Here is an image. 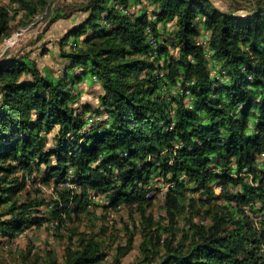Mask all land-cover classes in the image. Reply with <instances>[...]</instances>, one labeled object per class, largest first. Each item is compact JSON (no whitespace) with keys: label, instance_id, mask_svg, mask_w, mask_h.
Masks as SVG:
<instances>
[{"label":"trees","instance_id":"obj_1","mask_svg":"<svg viewBox=\"0 0 264 264\" xmlns=\"http://www.w3.org/2000/svg\"><path fill=\"white\" fill-rule=\"evenodd\" d=\"M53 1L0 2V42L38 17L47 29L70 16ZM76 9L87 15L59 39L58 73L28 54L0 58V235L63 225L91 197L145 214L161 191L181 234L162 250L151 236L139 264H264V0L243 14L213 0ZM88 76L99 106L76 108ZM29 177L53 182L48 215L44 197L23 194ZM96 236L81 233L61 263L48 251L41 264H121L130 244L108 261Z\"/></svg>","mask_w":264,"mask_h":264},{"label":"rangeland","instance_id":"obj_2","mask_svg":"<svg viewBox=\"0 0 264 264\" xmlns=\"http://www.w3.org/2000/svg\"><path fill=\"white\" fill-rule=\"evenodd\" d=\"M86 1L54 0L50 9L61 6L70 16L57 20L47 29H45L46 22L40 21L41 17L26 26L16 27L17 29L10 37L22 28L23 33L15 39L11 40L8 36L0 42V58L5 52L8 55L28 54L37 61L39 68L47 67L58 73V69L62 66V60L56 53L59 39L69 28L86 17L87 12L76 9ZM0 2L6 3L7 0H0ZM213 2L222 10H235L237 14H243L251 8L255 0H213ZM152 8L148 5L146 9L151 12ZM131 10L137 11V8H131ZM16 23V20L13 21V24ZM43 50L48 52L42 53ZM86 81L87 83H79L80 93L74 106L79 108L81 104L86 103L92 109H96L99 106L98 96L102 92L101 86L97 81L93 82L90 76ZM100 116L103 117V114ZM92 117L97 118L94 114ZM53 132L49 134V137ZM52 184V181L42 182L41 177L36 181L29 177L22 191L24 195L28 193L29 196L45 198L48 205L40 206L41 213L45 215L49 214L51 200L56 197ZM164 189H166L165 186L161 188V190ZM189 194L194 198L197 196V193L192 190L186 192L187 196ZM160 197L161 191L156 193L145 214H141L128 205L106 206L107 199L102 196L91 197L92 202L87 205L86 211L71 215V218H67L63 225H52L45 221L39 227L24 229L9 240L0 235V264H41L48 251L52 252L61 263L65 248L69 245L78 246L77 240L81 233L97 234L96 238L102 241V248L107 254L105 259L108 261L116 257L119 247L130 244L129 252L121 257V264H139L145 258V249L151 247L146 243L151 236L154 238L153 241H156L157 235H160L157 247L162 250L166 237L170 238L173 232L177 233V236L181 234L177 228L181 226V223L172 228L168 226L165 212L160 205ZM149 217L151 225L146 223ZM193 220L200 221L202 217L195 216ZM147 226H150L152 234L149 233L150 229ZM157 226H160L159 231L156 229ZM166 226L168 230L164 231L163 228Z\"/></svg>","mask_w":264,"mask_h":264},{"label":"built area","instance_id":"obj_3","mask_svg":"<svg viewBox=\"0 0 264 264\" xmlns=\"http://www.w3.org/2000/svg\"><path fill=\"white\" fill-rule=\"evenodd\" d=\"M23 31H24V29L22 28V29H20L19 31H17L14 35H12L11 37L9 36V39H15V38H17L20 34H22L23 33ZM165 190V189H164ZM216 190H218V188L216 189ZM163 191V190H162ZM257 219H260V217H257Z\"/></svg>","mask_w":264,"mask_h":264}]
</instances>
